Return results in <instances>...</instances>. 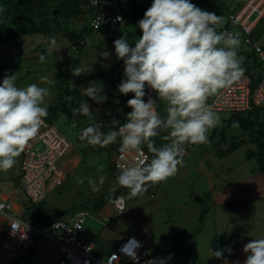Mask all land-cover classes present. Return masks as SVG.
Returning <instances> with one entry per match:
<instances>
[{
	"label": "rangeland",
	"instance_id": "obj_1",
	"mask_svg": "<svg viewBox=\"0 0 264 264\" xmlns=\"http://www.w3.org/2000/svg\"><path fill=\"white\" fill-rule=\"evenodd\" d=\"M6 1L0 0V5ZM131 1L133 5L147 9L152 3V0ZM214 2L192 0L206 11ZM220 10L217 13L211 10L222 17L218 31L228 27L225 23L230 19L229 11ZM86 21L87 18L72 21L67 25L68 30L57 25L54 32H48L46 28L44 32L22 34L18 37L17 45L0 42V81L6 74L16 75L17 86L24 87L30 83L39 84L41 75L54 79L45 119L70 141L72 153H80L84 159L79 168L71 169L66 164L68 155L61 158L59 166L67 177L63 185L48 194L45 203L37 207L39 212L36 215L39 217L46 211L49 217L62 208L67 216L60 219L71 222L74 215L82 212L84 203L100 200L101 196L111 201L112 196L123 195L127 201L125 210L109 221L101 219L96 210H91L93 214L88 216L87 226L99 234L102 245L141 233L147 239L153 255H171L173 264L185 259L188 264H224L223 258L211 257L210 249L224 250L225 246L232 248L231 254L224 251L228 264H244L248 255L243 251L244 246L253 239L264 238V173L259 169L258 156L251 151L255 145L250 141V134L242 125L249 122L256 125V119L250 121V117L243 116L244 113L236 117L228 112L216 111L221 117L220 124L209 131L207 143L195 145L188 151L183 167L179 168L177 174L150 186L147 192L129 198V190L116 183L119 172L113 167V159L119 148L118 143L107 148H94L80 138L82 129L93 122L104 132L111 130V120L116 119L120 104L126 98L117 91L116 75L120 60L114 48L109 46L107 31L96 29L80 33L79 29L78 36L75 34V30L83 28ZM232 23L229 28L241 33L239 25ZM136 25L129 24L123 28V33L132 44L142 35ZM51 38H55L59 50L49 57L46 49ZM80 39L85 40V46L78 51L72 50V45ZM252 39L264 48V19L254 28ZM100 43L104 45L103 49H100ZM239 50H243L240 55L250 57V62L255 57L256 71L263 70L252 45L241 39ZM40 54L46 55V62L39 61ZM77 68L81 70L79 76L72 72ZM101 83L110 99L106 103L96 104L84 95V91L89 86H99ZM213 97L209 98L208 103ZM116 98H119V104L113 102ZM86 101L92 107V120L72 113L73 108ZM239 141L241 145L236 148L234 145ZM24 156L23 151L13 169L0 171V193L10 191L5 184L16 179L20 172L18 163L23 161ZM208 170L213 172L215 190L208 189ZM100 176L105 177L104 183L100 185L99 192H93L88 178L98 181ZM77 177L83 178L84 183L77 184ZM195 190L202 195L197 196ZM231 203L234 205L230 207ZM106 205H110L109 202ZM233 210L235 215L229 217L227 212ZM28 217L25 220L31 221ZM8 220L0 215V236H4ZM108 249L109 246L105 250Z\"/></svg>",
	"mask_w": 264,
	"mask_h": 264
},
{
	"label": "clouds",
	"instance_id": "obj_2",
	"mask_svg": "<svg viewBox=\"0 0 264 264\" xmlns=\"http://www.w3.org/2000/svg\"><path fill=\"white\" fill-rule=\"evenodd\" d=\"M91 2L97 5L100 0ZM4 12L5 7L0 5V15ZM116 19L123 20L119 16ZM221 21V16L201 9L192 0H152L137 22L136 27L142 32L138 40L132 44L121 36L113 41L116 57L124 65L117 91L125 97L133 94L127 99L131 111L126 114V122L113 118V128L107 132L93 122L82 129L80 138L94 148L119 143L121 153L139 154L135 165L122 167L116 177V183L129 190V198L175 176L183 167L186 145L207 143L209 131L220 124L221 117L208 100L245 74V58L239 55L240 35L218 31ZM58 50L55 38H51L47 56ZM39 61L46 62V55L40 54ZM72 72L76 76L81 74L79 68ZM16 79V75L6 74L0 81L2 172L14 168L17 158L39 133L48 116L51 88L55 84L48 75H41L39 84L24 87H18ZM150 92L155 93V98ZM84 95L96 104L110 99L102 83L87 87ZM156 100L165 103L166 115L158 112ZM113 102L119 104L120 100ZM72 113L93 119L87 101L73 108ZM157 137L168 142L156 146ZM142 146L152 154L151 159ZM104 180V176L98 181L89 177L88 185L93 192H99ZM76 183L83 184L84 179L77 177ZM11 226L16 230L15 225ZM139 246L138 241L132 240L121 251L138 260L133 249ZM224 251L231 254L232 248L210 249L211 257L223 258L224 264H228ZM243 251L248 254L244 264H264V238L249 241ZM171 259L169 255L149 259L145 264H168Z\"/></svg>",
	"mask_w": 264,
	"mask_h": 264
},
{
	"label": "built area",
	"instance_id": "obj_3",
	"mask_svg": "<svg viewBox=\"0 0 264 264\" xmlns=\"http://www.w3.org/2000/svg\"><path fill=\"white\" fill-rule=\"evenodd\" d=\"M90 6L93 13L88 19L89 29H105L110 37L109 46L112 48L113 41L121 36L131 43L123 33L125 15L130 14L135 7L131 0H100L97 5H93L90 0ZM263 13L264 0H250L239 13L230 14L229 20L239 25L241 33L226 26L219 29L239 33L242 40L252 45L263 70L262 79L256 88H253L250 74L245 73L234 85L215 95L208 103L214 111L237 114L246 113L253 106L264 109V49L252 39L255 24ZM254 15L255 18L251 19ZM118 16L123 20H117ZM84 44L85 40L80 39L72 45V50H78ZM123 70V61L120 60L117 69L118 84L123 77ZM149 94L155 98V93ZM194 146L186 145L184 159ZM70 148V141L45 119L37 136L24 149L25 156L21 165L22 190L29 201L41 203L47 198L50 190L63 184L65 172L59 162ZM119 149L120 147L114 156L113 164L120 173L122 167L134 166L140 157L138 153H121ZM143 150L151 159L147 151ZM109 204L114 207L115 214H120L125 210L127 201L123 195L112 196ZM11 209L10 202L0 200V214L9 216L6 211ZM92 214L82 211L74 215L71 222L59 218L44 226L32 225L18 217H8L10 223L0 244V264H17L36 246L38 237H46L57 246L64 262L62 264H145L149 259L167 257L153 255L147 239L136 234L127 235L103 253V249L88 234V216ZM97 215L100 217L102 214L98 212ZM11 225H15L16 230H13ZM132 240L138 241L140 245L133 249L138 260H133L131 255L121 251ZM168 264H172V260Z\"/></svg>",
	"mask_w": 264,
	"mask_h": 264
},
{
	"label": "trees",
	"instance_id": "obj_4",
	"mask_svg": "<svg viewBox=\"0 0 264 264\" xmlns=\"http://www.w3.org/2000/svg\"><path fill=\"white\" fill-rule=\"evenodd\" d=\"M2 6L5 7V12L3 15H0V42L7 44L17 45L18 37L22 34L44 32L46 31V28L48 32H54V29L57 27V25L58 27L64 29V27H67V25L72 21H82L84 18H87L84 27L77 28L75 30V34L78 36L77 31L79 29L80 33L91 31L88 26V19L93 13V8L90 6V0H8L3 3ZM146 10L147 8L142 6H135L130 14L125 15V25L136 24L141 18H143L144 12ZM232 22L233 21L228 22L227 26L229 27ZM73 29H75V27H73ZM255 65V57L253 62L247 60V62H244L243 65L245 67V73L250 74L252 78L253 88H256L262 79V75L256 72ZM132 95L133 94L129 93L124 101L120 104L121 109L116 119L120 120L121 123L126 122V114L128 113L129 108L127 106V99L132 98ZM165 107L163 110L157 109L162 116L166 115ZM254 111H257V109ZM232 115L239 117V115H242V113ZM250 119V121H252V117H250ZM256 122H258L257 119ZM249 124L250 122L246 123L245 125L249 126ZM154 139L156 141V146L164 144V140H162L160 137ZM257 145L258 151L254 155L258 156L259 169L264 173V143L259 140ZM118 147H120L119 143ZM142 147L152 158V154L148 152L147 147ZM113 167L115 168L114 164ZM107 201V197L101 196L100 200L96 199L94 202L90 201L91 203L84 204L83 209L99 210L107 203ZM109 249H111L110 246ZM179 264H188L187 259Z\"/></svg>",
	"mask_w": 264,
	"mask_h": 264
},
{
	"label": "crops",
	"instance_id": "obj_5",
	"mask_svg": "<svg viewBox=\"0 0 264 264\" xmlns=\"http://www.w3.org/2000/svg\"><path fill=\"white\" fill-rule=\"evenodd\" d=\"M249 1L250 0H215V2L211 5V8L207 11L211 12V10H212V11H215L217 13L222 8L224 10L229 11V14H237L248 4ZM132 5H133V3H132ZM133 6H135V5H133ZM263 19H264V13H263L262 17L256 22L255 27ZM228 22H230L229 19L225 24H228ZM231 24H233V23H231ZM125 26H127V25H125ZM85 44H86V42H85ZM85 44L83 46H85ZM103 48H104V45L100 43V49H103ZM78 50H75V51H78ZM242 51L243 50H239V55H240V53H242ZM241 56H243L245 58L244 62H247V60L250 58L249 56H245L244 54H241ZM256 72H258V71H256ZM258 73L261 74L262 70L259 71ZM155 103H156L157 109H159V110H163L164 107L166 106L165 103L161 102L160 100H156ZM160 103H162L163 105ZM256 109H257V111H254ZM243 116L252 117V118L257 119V121H258V122L254 123L256 125H250L249 124V126H246L245 124L244 125L242 124L247 129V132L250 134V141H252L255 145V148L253 150H251L255 154L258 151L257 142L259 140H261L264 143V109L253 106L248 112L244 113ZM251 129H252V131H251ZM243 139H245V138H243ZM242 142H244V140ZM240 145H241V141L237 142V145H234V146H236V148H237ZM71 149H72V146H71L70 150L63 157L68 155L67 160H66V164L68 163L70 165L71 169L79 168L82 165V163L84 162L83 156L80 153H76V154L72 153ZM18 164H19L20 172L17 175L16 179H14V181H8L5 184V185H7L6 187H10V191H8L7 193H0V200L1 201H8L12 204V209L6 211V213L9 216L4 215V214H0L2 216L6 217L7 219H9L8 220V226L10 223V218H8V217H10V216L18 217V218L25 220V217L28 215L29 216L28 218L31 219V221H28V220H25V221L29 222L32 225H36V226L49 225L55 219L66 217L67 216V214L65 212L66 210H61L62 208L59 209L55 214H52L49 217L47 216L46 211L43 212L41 214V216H39V217H38V215H36V213L39 212V210H36L37 207L40 206L41 204L45 203V201L49 195L41 203H32L31 201H29L28 198L26 197V195L24 194L23 190H22V186H23L22 166H21L22 162L20 161ZM66 177H67V174L65 173V179H66ZM206 177H207L208 183H209L208 189L215 190L214 185L212 183L213 172L211 170H208L206 172ZM7 179H9V178H7ZM65 179H64V181H65ZM57 187H59V186H57ZM57 187L50 190L48 194L52 193ZM195 194L197 196L202 195V193L198 190H195ZM107 202H109V201H107ZM32 204L34 205L33 207L31 206ZM84 204H86V203H84ZM106 204L101 209L96 210V211H97V213L98 212L101 213L102 214L101 216H104V217L100 216L101 219H103L105 221H109L110 219H112L114 217L115 209L113 206L112 207L110 206L111 204L110 205H106ZM233 205L234 204L231 203L230 207ZM57 206H58V204H57ZM111 209H113V211ZM81 211H88V212L92 213V211L90 209H84V210L81 209ZM227 214L230 217L233 214L235 215V211L233 210V211L227 212ZM8 226H7V228H8ZM6 232H7V230H6ZM6 232H5L4 236H0V244L2 243L3 239L5 238ZM88 234L91 236L93 241L96 242V239H97L96 243L99 244V246L103 249V251H105V249L108 248V246H110L112 248V246H114L117 243V241H114V242L110 241L109 243L102 245L101 244L102 242L100 241V238H99V234L96 232H92L89 227H88ZM136 235L143 237V235L141 233L136 234ZM62 263H64V262H63L61 255L58 252L57 246H55V244H53L46 237H38L36 246L30 252L25 254L17 264H62Z\"/></svg>",
	"mask_w": 264,
	"mask_h": 264
}]
</instances>
